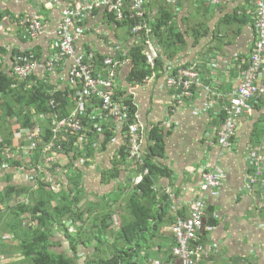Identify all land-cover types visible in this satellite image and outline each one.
Masks as SVG:
<instances>
[{"label":"crops","instance_id":"0c3cea01","mask_svg":"<svg viewBox=\"0 0 264 264\" xmlns=\"http://www.w3.org/2000/svg\"><path fill=\"white\" fill-rule=\"evenodd\" d=\"M110 1L123 2L124 21H115L116 16L104 9L82 10L89 0H0L1 63L12 67L22 59L36 58L44 65L52 54L59 51L63 12L71 4L80 13L72 28V33L79 36L75 43L76 52L72 58L58 64L53 71L41 69L34 80L42 81L52 94L59 91L74 92L69 72L77 59L81 58L92 63L98 74L114 72L113 98L121 105L130 106V102L135 105V114L131 115L135 121L130 123L139 125L144 146L147 145L148 133L152 128L158 126L164 131L166 152L158 163L170 170L171 178L167 180L158 177L154 191L159 194V198L169 197L166 208L168 215L164 219L161 234L151 239L150 262L167 264L173 259L171 254L175 240L171 227L177 217H190L194 202L204 198L207 211L211 209L213 217L218 220L217 227L205 229L209 218L207 215L203 229L207 231V235H203L204 242L212 243L218 252L209 254L201 264H264V191L250 194L245 189L247 178L254 173L248 154L250 148L255 146V130L264 126V100L255 106L252 115H244L238 119L232 149L218 146L214 138V131L221 125V114L228 95L238 87L239 67H244L249 60L256 41V0ZM162 10L172 15V25L180 32L186 34L191 29H199L200 32L197 43L190 33L186 35L187 46L173 62H167L164 72L196 62L204 84L205 80L213 81L218 92L228 94L225 100L218 101L216 105L214 100V103L211 101L206 105L203 94L198 92L192 100L185 101L175 109V94L166 87L162 72H156L148 82L141 85L130 82V74L137 64L132 49L140 45L141 54L148 57L147 54L154 48L157 56L159 55L152 35L153 23L158 20ZM38 17L43 21L44 31L40 37L31 39L27 28L20 23ZM131 21L133 26H129ZM137 26L146 31L134 33L133 29ZM108 60L112 61V66L106 64ZM71 104L70 108H74V97ZM88 112L95 115L99 111L90 106ZM34 119L38 120L34 128L49 129L46 117L44 120L41 117ZM108 130L114 135L108 145L103 147L102 142L105 141ZM126 130L127 128L121 129L116 124H98L88 134L95 142L93 148L96 151L89 164L85 165L88 163L86 158L74 160L73 154L68 156L59 151L56 162L58 167L55 170L44 168L41 172L31 169L33 163L39 162V155L26 158L18 154L22 150H19V145L26 137L24 130L15 140L14 146L18 149L13 154L24 159V169L28 174L24 170L16 171L8 166V171H0V191L8 182L5 173H13L12 184L27 185L33 191L39 180L33 182L37 176L41 181L64 184L67 188L66 175L70 172L63 168L71 164L68 170L73 174L80 170L78 172L83 175L82 181L86 188L79 208L87 216H91L90 219H94L98 213L92 212L91 208L99 200L93 195L123 196L125 192L122 188L126 184L135 183L130 162V166H124V177L114 180L113 185L101 183L102 169L110 168L114 161L120 163V146L126 139ZM215 169L222 170L225 175L223 187L201 193L202 171ZM51 189L55 190L54 186ZM167 189L172 192L167 193ZM116 217L113 219L115 225Z\"/></svg>","mask_w":264,"mask_h":264},{"label":"trees","instance_id":"16d2710c","mask_svg":"<svg viewBox=\"0 0 264 264\" xmlns=\"http://www.w3.org/2000/svg\"><path fill=\"white\" fill-rule=\"evenodd\" d=\"M172 21V15L162 10L158 20L156 19L153 23L152 36L156 41L159 54L154 65H150L148 58L141 54L140 45L132 49L137 58V64L130 74V82L141 85L148 82L158 71L165 75L167 62H173L187 46L188 33L196 43L199 41V29H191V32L187 31L184 34L172 25ZM133 24L131 21L129 26ZM1 60L0 171L6 172L7 167L10 166L16 171L24 170L27 173L24 169V159H21L19 155L15 157L13 154L18 149L14 146L17 136L24 130L34 128L38 122L34 119L35 117L45 116L51 121L50 114L53 112H58L62 118L70 115L73 111V107H70L74 92L49 93L42 81L34 80L35 75L33 78L31 76L18 79L12 67L1 63ZM194 64H197L201 80L204 81L199 64L196 62ZM192 65L184 66V68ZM248 67L249 60L244 64V68ZM205 83L206 86L216 88L214 82L209 79L205 80ZM262 83L264 84V78ZM196 95L197 93L193 97ZM192 99H184V101ZM263 100V95L254 98L252 101L254 108ZM52 101L55 102V109L50 105ZM130 103V114L134 116L135 105ZM226 105L227 101L224 107ZM225 117L223 112L221 124ZM130 121L135 120L132 117ZM113 135L114 133L109 130L106 132L105 141L102 142L103 147L108 145ZM77 137H71L68 143H61L62 150L68 156L73 154L74 160L80 157L86 158L88 163L85 165H87L95 155L96 151L93 148L95 142L88 136L85 142L78 144ZM48 138L46 137L47 141ZM214 138L216 140L215 136ZM254 138L255 146H259L264 139V126L255 130ZM143 149L144 166L135 171L141 173L147 169L149 173L139 184H126L122 188L125 192L123 196L93 195L99 200L98 204L91 208L92 212L98 213L94 219H90L91 216H87L85 211L79 208L86 193L82 181L83 175L78 172L80 170L66 175L67 188L64 184L41 181V178L37 176L33 180L35 182L39 179L35 191L27 185L12 184L13 173H5L4 176L8 182L0 191V262L3 261V256L18 252L20 257L18 264H81L82 260L83 264H153L154 262H150L152 258L149 251L152 248L151 239L161 234L165 225L164 219L168 215L166 208L169 200L167 196L159 198V194L154 191V186L158 177L167 180L171 178L170 170L158 163V160L164 158L166 152L165 134L160 127L150 130L147 145ZM119 154L120 163L114 161L113 166L102 169L101 183L103 185H110L126 174L124 166H130L128 146H123ZM38 163H33L31 169L37 167ZM70 166L71 164L63 169L68 170ZM57 167L55 165L48 170H55L54 168ZM253 167L254 171L257 170L256 165ZM53 186L55 190L51 189ZM212 214L213 212L209 209L205 229L218 226V220ZM114 216L120 220L117 229L113 220ZM204 234L207 235L206 230L203 231ZM203 235L202 242L205 240ZM57 236L67 245L61 251L54 247L57 243L64 246L62 241H56Z\"/></svg>","mask_w":264,"mask_h":264},{"label":"built area","instance_id":"2783aa9c","mask_svg":"<svg viewBox=\"0 0 264 264\" xmlns=\"http://www.w3.org/2000/svg\"><path fill=\"white\" fill-rule=\"evenodd\" d=\"M123 7L122 1L89 0L82 10L104 9L114 14L116 21L122 22L125 20ZM256 8V41L249 57V67H239L238 87L230 95L226 94L229 96L227 105L223 108L226 117L214 131L218 146L224 149H232L234 145L238 119L244 115L253 114V99L260 95L264 96V84L262 83V78H264V0H256ZM135 9L136 7H134V11ZM78 15H80L79 11L73 9L71 4L69 8L64 10L60 25L59 51L52 54L44 65L34 58L22 59L21 62L12 66L14 74L18 78L25 79L36 75L41 69L53 71L62 61L72 58L76 52L75 43L79 40V36L72 33L74 21ZM42 22L41 17H38L26 19L20 24L27 28L28 36L35 39L40 37L44 31ZM141 31H146V29L141 26L133 29L134 33ZM147 56L150 64H153L158 57L154 48H151ZM23 60L25 62H22ZM89 63L78 58L69 72L74 86L75 106L72 113L63 118L58 112L50 114L51 121L46 120L50 124L49 129L48 127L43 129L36 127L26 131V137L22 143H26L27 146L22 145L19 150L22 149L21 152L24 153V156L25 153H28L29 158L33 155H39V165L34 167L33 171L41 172L44 168H53L57 165L59 151L63 152L61 143H68L71 137L78 136L77 143L79 144L86 141L90 129L94 130L98 124L120 125L121 129L127 128L126 139L120 147L128 146L130 168L135 172L134 182L139 184L144 176L149 173L147 169L141 173L135 171L144 166L143 148L145 146L142 131L138 124L130 123V106L121 105L113 98L114 72L108 71L105 75L98 74L93 69L92 63ZM106 64L112 66V61L108 60ZM165 82L166 87L175 94V98H173L175 109L184 104V99H192L194 94H198V92L203 94L207 101L206 105L211 101L214 103V100L216 105L218 101L226 99L224 92L220 93L216 88L204 84L197 64L188 68L181 67L168 70L165 72ZM50 105L53 109L56 108L54 101ZM90 106L97 108L99 112L91 115L88 112ZM41 118L44 120L45 116ZM48 136L49 141L46 140ZM248 156L253 165L257 166V170L255 169L254 173L247 178L245 189L248 193L256 188H258L257 192H262L264 191V140L259 146H252ZM224 180L225 175L220 169L202 171L200 178L201 193L220 190ZM166 192L170 194L172 190L167 189ZM206 215V202L204 198H200L192 205L190 217H177L176 223L171 229L175 238V246L172 250L173 259L167 264H201L209 254L213 253L207 242L201 241Z\"/></svg>","mask_w":264,"mask_h":264},{"label":"rangeland","instance_id":"374dc122","mask_svg":"<svg viewBox=\"0 0 264 264\" xmlns=\"http://www.w3.org/2000/svg\"><path fill=\"white\" fill-rule=\"evenodd\" d=\"M25 144V145H24ZM22 145L24 146V147H26L27 145H26V143H21L19 146L20 147H22ZM18 154H20L19 152H18ZM23 155H24V153H22ZM28 155V153H25V156H26V158L28 157L27 156ZM65 167H66V165H65ZM68 172H70V174L71 173H73V172H71V171H69V170H67ZM258 191V188H256L255 190H253L251 193H256ZM250 193V194H251ZM96 198V197H95ZM94 218V217H93ZM115 219H117V225H116V229L119 227L118 225H119V222H120V220H119V218L118 217H116ZM115 221V220H114ZM175 223H176V220H175V222H174V224H173V226L175 225ZM173 227H171V229H172ZM72 230V232L74 233V228H72L71 229ZM71 232V233H72ZM202 235H203V232H202ZM5 236V235H4ZM174 236V235H173ZM6 237V236H5ZM8 237H10L11 238V236H9L8 235ZM174 240H175V238H174ZM56 241H58V242H60V241H62L63 242V245L64 246H61V243H57V245L56 246H54L56 249H58L59 251H61L62 249H64L67 245H66V243H65V241L63 240V239H61L59 236H57V240ZM11 245H15V243H10ZM208 245V247L212 250V252L213 253H216V252H218L217 251V249L215 248L216 246H214L212 243H208L207 244ZM175 246V245H174ZM4 258V260L3 261H1L0 262V264H18V261H19V259H20V257H19V255H18V252H15V253H12L11 255H6V256H3ZM81 264H83V260L80 262ZM178 263V262H177ZM179 264V263H178Z\"/></svg>","mask_w":264,"mask_h":264},{"label":"bare ground","instance_id":"6f19581e","mask_svg":"<svg viewBox=\"0 0 264 264\" xmlns=\"http://www.w3.org/2000/svg\"><path fill=\"white\" fill-rule=\"evenodd\" d=\"M118 67V66H117ZM120 67V66H119ZM11 74H13V73H11ZM121 75V74H120ZM16 78V77H15ZM30 78V77H29ZM32 78H33V76H32ZM19 79V78H18ZM21 80V79H20ZM24 81V80H23ZM119 81V80H118ZM119 83H120V81H119ZM50 86H52V85H50ZM120 89V88H119Z\"/></svg>","mask_w":264,"mask_h":264}]
</instances>
